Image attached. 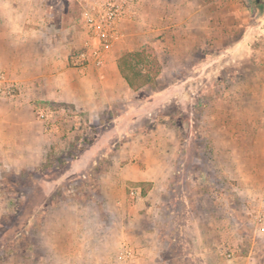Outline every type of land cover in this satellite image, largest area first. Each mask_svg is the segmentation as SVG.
I'll return each instance as SVG.
<instances>
[{
	"label": "rangeland",
	"instance_id": "obj_1",
	"mask_svg": "<svg viewBox=\"0 0 264 264\" xmlns=\"http://www.w3.org/2000/svg\"><path fill=\"white\" fill-rule=\"evenodd\" d=\"M89 1L40 0V11L54 29L74 25L69 32L76 37L69 35L79 45L80 13ZM162 1L170 27L154 31L155 6L146 3L151 35L143 44L164 65L162 79L136 90L129 105L137 115L117 119L115 127L113 114L126 102L101 109L97 124L68 101L37 99L34 111L26 106L12 115L20 86L11 68L0 69V84H13L0 94V264H27L19 255L26 257L34 238L43 241L52 220L73 226L71 241L76 232L83 240L84 258L76 264H264V226L255 219L264 202V126L236 127L233 117L226 132L219 111L191 112V11L202 0ZM134 7L137 15V0ZM205 8L213 25L234 32L236 22L246 27L257 12L264 15V0L261 7L254 0H209ZM71 53L69 64L77 67ZM21 70L26 75L28 64ZM166 87L161 99L145 102ZM41 124L48 126L49 148L33 164L30 147ZM94 141L93 162L80 163L77 155ZM142 228L148 235L139 236ZM60 233L57 227L50 235ZM138 244L156 260L137 262ZM124 247L135 255L122 262Z\"/></svg>",
	"mask_w": 264,
	"mask_h": 264
},
{
	"label": "crops",
	"instance_id": "obj_2",
	"mask_svg": "<svg viewBox=\"0 0 264 264\" xmlns=\"http://www.w3.org/2000/svg\"><path fill=\"white\" fill-rule=\"evenodd\" d=\"M146 3L155 6L157 27L154 31L169 28V11L162 0H137L135 20L121 25L120 37L107 50L103 65L73 67L69 64V54L79 42L77 38L73 39L76 37L73 31L69 32L74 25H59L54 29L47 13L40 11V0H0V69L11 68L12 77L20 86L19 96L10 102L12 115L19 116L26 106L34 111L37 99L74 103L93 124L100 122L101 109L115 103L126 102V107L113 114L111 126H117V119H130L137 115L129 105L137 91L131 89L121 76L117 59L149 42L147 36L151 34L146 25ZM200 3L191 11V38H194L191 40V112L195 113L200 108L205 113L208 110L219 111V115L225 119L220 126L226 132L229 131L227 122L233 117L237 118L236 127L248 125L251 130H261L264 126V15L253 16L246 27L236 22L235 31L232 32L224 30L219 23L213 25L211 16L205 12L209 0ZM215 36L219 39H213ZM9 59L11 65L7 62ZM23 62L28 64L26 75L21 70ZM163 68L162 64L156 77L157 83L162 79ZM168 89L166 87L147 96L145 102L161 99ZM200 100H203V104L199 103ZM244 117L251 120L245 123L241 119ZM36 127L30 147L33 164H37L49 148L48 126L41 124ZM98 147L97 141L86 145L77 155V159L81 160L79 162H93ZM140 177L144 181L155 178ZM70 225L57 220L49 224L45 222L46 237L41 242L34 238L32 249L28 250L26 257L19 255V261L52 264L53 260H59L63 264H76L82 260L84 253L79 248L85 247V244L78 237V232L71 241L69 234L73 226ZM57 227L61 235L54 239L50 234ZM141 232L139 236L148 235L144 228ZM138 245L137 262L156 260L157 257L151 255L148 247Z\"/></svg>",
	"mask_w": 264,
	"mask_h": 264
},
{
	"label": "built area",
	"instance_id": "obj_3",
	"mask_svg": "<svg viewBox=\"0 0 264 264\" xmlns=\"http://www.w3.org/2000/svg\"><path fill=\"white\" fill-rule=\"evenodd\" d=\"M80 16V44L72 51L71 58L78 66L101 67L107 50L120 37L121 25L135 20L136 10L134 0H91L82 8ZM12 87L13 84H0V94H9ZM255 219L264 226V202ZM134 255L133 249L124 247L118 259L125 262Z\"/></svg>",
	"mask_w": 264,
	"mask_h": 264
},
{
	"label": "trees",
	"instance_id": "obj_4",
	"mask_svg": "<svg viewBox=\"0 0 264 264\" xmlns=\"http://www.w3.org/2000/svg\"><path fill=\"white\" fill-rule=\"evenodd\" d=\"M254 3L257 7L262 6V0L259 2L254 0ZM258 15L262 13L255 14ZM117 67L127 85L135 91L154 84L161 71V64L144 46L121 55L117 59Z\"/></svg>",
	"mask_w": 264,
	"mask_h": 264
},
{
	"label": "water",
	"instance_id": "obj_5",
	"mask_svg": "<svg viewBox=\"0 0 264 264\" xmlns=\"http://www.w3.org/2000/svg\"><path fill=\"white\" fill-rule=\"evenodd\" d=\"M255 1L259 2L260 0H255Z\"/></svg>",
	"mask_w": 264,
	"mask_h": 264
}]
</instances>
